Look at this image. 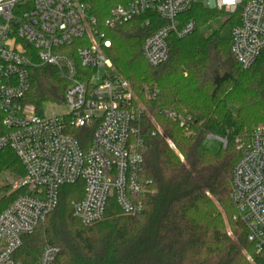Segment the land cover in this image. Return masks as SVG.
Returning <instances> with one entry per match:
<instances>
[{
    "label": "built area",
    "instance_id": "2783aa9c",
    "mask_svg": "<svg viewBox=\"0 0 264 264\" xmlns=\"http://www.w3.org/2000/svg\"><path fill=\"white\" fill-rule=\"evenodd\" d=\"M195 1L120 0L104 27L156 11L166 23L142 47L147 62L156 67L168 58L171 32L183 37L195 30L194 20L178 25V16ZM209 5L228 14L240 9L232 52L244 69L250 68L264 50V0H210ZM111 44L84 0H0V152L11 148L25 169L10 190L20 193L0 212V264H24L14 253L23 237L56 209L65 184L84 182V195L72 202V209L86 226L107 217L112 199L123 214L144 211L143 196L150 191V180L143 175L145 138L162 134V129L145 131L148 107L116 69L108 54ZM44 65L55 67L68 83L64 113L47 115L44 107L38 112L25 100L31 69ZM147 93L156 96L155 90ZM161 112L191 133V116ZM86 127L92 135L84 148L74 133ZM213 136L227 146L226 137H207ZM237 142L243 156L234 167L230 193L238 210L235 219L245 223L248 239L264 250V124ZM60 251V246L47 244L38 264H52Z\"/></svg>",
    "mask_w": 264,
    "mask_h": 264
},
{
    "label": "trees",
    "instance_id": "16d2710c",
    "mask_svg": "<svg viewBox=\"0 0 264 264\" xmlns=\"http://www.w3.org/2000/svg\"><path fill=\"white\" fill-rule=\"evenodd\" d=\"M84 1L112 40L108 54L117 70L148 107L149 115L142 120L145 131L156 130L150 116L162 128V134L145 138L143 175L150 180V191L143 196L141 214H123L112 199L107 217L86 226L72 209V202L84 195V182L65 184L56 209L23 237L14 258L38 264L43 248L55 244L61 251L52 264H264V250L248 239L245 223L234 219L238 210L230 196L234 167L243 156L237 139L264 124V50L248 69L232 52L240 9L205 34L203 26L227 13L193 2L178 16V25L181 28L194 20L195 30L183 37L171 32L168 58L153 67L142 47L166 23L156 11L106 29L104 22L120 0ZM30 81L25 100L38 112L46 103L63 101L68 83L55 67L32 68ZM153 90L155 98L148 97L147 92ZM167 109L191 116L190 134L178 121L162 114ZM91 132L86 127L74 133L84 148ZM209 134L226 137L227 146L215 153L201 150ZM3 172L20 177L25 173L9 147L0 152V174ZM6 189H0V212L20 193L14 190L1 195ZM219 206L232 222L233 237L225 229Z\"/></svg>",
    "mask_w": 264,
    "mask_h": 264
},
{
    "label": "rangeland",
    "instance_id": "374dc122",
    "mask_svg": "<svg viewBox=\"0 0 264 264\" xmlns=\"http://www.w3.org/2000/svg\"><path fill=\"white\" fill-rule=\"evenodd\" d=\"M196 1L202 2L208 8H212L209 5V1L210 0H196ZM218 10H220V9H218ZM223 11H225V10H223ZM229 16H230V14L227 13V14H225V16L223 18L222 17H217L215 19L210 20L205 26H203L202 31L205 34L212 33L216 28H218L221 25L223 19H226ZM67 109L68 108H67L66 104H64L63 102H61V103H46L44 105V113L47 114V115L61 114V113L66 112ZM152 119H153L152 122L155 124V126L161 128V126L156 122V120L153 117L151 118V120ZM260 124H263V123H260ZM260 124H258V125H260ZM222 146H223L222 142H221V140L218 137H216V136L207 137V139L205 140V142L203 144V147H201V150L206 149L208 151H211V152L215 153V152L220 151V149H222ZM19 178H20V176H17L15 174L11 173V172H6V173L3 172V173H1L0 174V189L8 187V189H6V191H4L1 195L11 193L10 192L11 188L14 186V183ZM219 210L221 212V215H222V218H223V221H224V226H225V229L227 230L228 235L233 237L234 235H233V231H232V222H231L230 218L228 217V214L220 206H219ZM50 218H49V220H50ZM234 219H235V217H234ZM49 220L46 221L45 223L49 222Z\"/></svg>",
    "mask_w": 264,
    "mask_h": 264
}]
</instances>
